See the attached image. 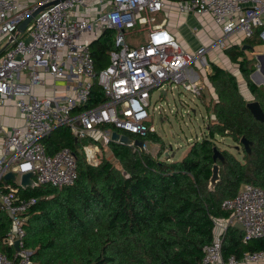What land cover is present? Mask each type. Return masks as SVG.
I'll use <instances>...</instances> for the list:
<instances>
[{"label":"built area","instance_id":"obj_1","mask_svg":"<svg viewBox=\"0 0 264 264\" xmlns=\"http://www.w3.org/2000/svg\"><path fill=\"white\" fill-rule=\"evenodd\" d=\"M164 4L165 0H0V38L6 39L0 54V110L11 101L23 117L22 125L4 129L2 138L0 208L11 219L7 242L18 240L19 249L13 258L0 251V264H30L31 251L23 247V224L36 201L35 197H21L19 186L3 184L6 172L19 178L31 171L34 184H72L76 178L73 152L62 147L49 154L43 144L56 126H69L76 139L92 137L95 141L83 144L82 150L87 162L96 165L98 142L107 145L113 130L142 137L153 131L148 107L155 87L169 84L171 88L174 83L198 96L201 86L190 79L188 67L206 62L205 53L222 48L233 32L250 37L264 14L263 0H177L179 10L210 14L221 29L210 44L189 51L166 26L154 24V15ZM34 11L18 32V25ZM136 25L144 32L143 41L131 45L125 34ZM107 28L114 30V47L107 65L96 72L90 41ZM87 33L93 37L83 39ZM260 37L264 42V29ZM46 76L53 79V85L70 77L75 84L63 94H39L36 88L46 83ZM94 82L106 99L88 107ZM221 207L229 216L215 222L213 239L202 246V261H264V249L225 258L221 250L228 225L240 224L243 240L264 237V188L243 183L234 196L222 200Z\"/></svg>","mask_w":264,"mask_h":264},{"label":"trees","instance_id":"obj_2","mask_svg":"<svg viewBox=\"0 0 264 264\" xmlns=\"http://www.w3.org/2000/svg\"><path fill=\"white\" fill-rule=\"evenodd\" d=\"M113 40L114 30L107 28L90 41L96 72L107 65ZM245 62L239 61V71L258 97L248 78L252 68H245ZM210 67L206 76L215 96L210 103L201 91L198 97L213 117L207 119L205 136L190 143L178 160L159 158L164 143L154 130L142 139L161 142L155 155L117 141L98 142L100 150L107 146L117 164L104 157L89 164L82 145L95 140L76 139L67 125L56 126L43 139L49 154L70 148L76 178L60 187L50 183L18 187L21 197L36 199L23 224V247L31 251L30 264H207L202 261V246L213 239L215 222L230 213L221 207L222 200L234 196L243 183L264 188V121L255 119L246 107L235 75L215 63ZM105 99L94 82L86 106ZM216 136L240 144L242 159L219 149ZM242 136L251 141L249 153L240 143ZM213 147L223 154V164L213 159ZM215 162L219 179L210 188ZM10 226L8 213L0 208V251L13 258L15 247L7 242ZM257 249H264V237L243 240L242 230L226 227L224 258Z\"/></svg>","mask_w":264,"mask_h":264},{"label":"crops","instance_id":"obj_3","mask_svg":"<svg viewBox=\"0 0 264 264\" xmlns=\"http://www.w3.org/2000/svg\"><path fill=\"white\" fill-rule=\"evenodd\" d=\"M176 1L177 0H165L163 10L157 12L164 13V17L159 21H156L154 18L153 21L156 25L163 24L166 26V28L175 35L185 49L194 51L200 45H208L220 36V26L213 21L210 14H198L192 11H181L176 7ZM261 22V25L253 28L252 35L250 37L244 36L241 32H233L229 34L226 38L225 45L222 48L216 47L205 53V60L207 61L209 67L210 63H215L216 65L233 73L236 77L239 90L243 97L247 101L257 100L260 106L262 105L264 108V42L260 37L261 31L264 29V14L261 15ZM89 37H93V33L85 34L83 39H89ZM0 44V49L6 45V39L4 37L0 38ZM242 59L246 60L244 65L245 68H252L248 78L257 88L259 93L258 97H255V94H252L249 90L246 80L239 71V61ZM187 71L190 79L198 81L201 87L205 86L209 92L208 95L211 94V96H215L213 88L206 76L207 70H198L199 75L197 72L193 71L192 67H189ZM54 84L55 85H53V79L46 76V83L43 86H38L36 91L39 94H63L66 88L74 86L75 83L70 77L68 80H56L54 81ZM209 117H213L211 112L208 113V118ZM22 123L23 117L12 105L11 101H8L6 105L1 107L0 155L2 154V138L5 134L4 129L7 130L12 126L22 125ZM12 182L11 180L10 182H6L5 179L3 180V184H13ZM238 264H264V261L253 263L239 262Z\"/></svg>","mask_w":264,"mask_h":264},{"label":"rangeland","instance_id":"obj_4","mask_svg":"<svg viewBox=\"0 0 264 264\" xmlns=\"http://www.w3.org/2000/svg\"><path fill=\"white\" fill-rule=\"evenodd\" d=\"M163 17L164 13L162 12L154 15L156 21H159ZM143 35L144 32L136 25L126 30L125 37L129 44L136 45L142 42ZM106 63L107 59L103 61V64ZM189 67H192L193 71L197 72L198 75L199 71H203V69L207 70V73L211 70L207 61L204 62L202 60L201 62H194ZM201 89L200 91L201 94H203L204 101L210 103V98L213 96H211V94L208 95L209 92L205 86L201 87ZM162 90L166 91L165 94L162 93ZM245 101L247 100L245 99ZM148 109L150 113L148 123L153 125V130L164 143V150L159 156L160 159H180L189 148L190 143L195 139H200L205 136L208 113L205 110L203 102L198 96L185 90L181 85H174V83H172L171 88L169 84H164L163 87H155L151 93ZM106 128L113 129L111 126H107ZM117 130L133 138L142 139L145 137L120 129ZM144 141H147V139H144ZM215 143L219 149H227L235 155V157L242 159L243 151L241 147L236 149L234 145L237 142L235 143L230 137L216 136ZM160 147V141L151 143L149 151L151 154L155 155L160 150ZM105 149L106 151L100 150V153H97L96 156L98 161L100 157H104L117 164L107 146H105ZM78 150L80 149L78 148ZM17 180L18 177L15 179L14 183H17Z\"/></svg>","mask_w":264,"mask_h":264},{"label":"water","instance_id":"obj_5","mask_svg":"<svg viewBox=\"0 0 264 264\" xmlns=\"http://www.w3.org/2000/svg\"><path fill=\"white\" fill-rule=\"evenodd\" d=\"M36 13V11H34L32 14H30L28 17L24 18L22 20V22L18 25V32H22L24 27L26 26V24L28 23V21L32 18V16ZM6 45H4V47H2L0 49V54L3 52L4 48ZM162 93L165 94V91L163 90ZM246 107L249 109L250 113L252 114V116L259 120V121H264V111L262 110L259 102L257 100H249L246 102ZM111 140L112 141H117L119 143L122 144H127V145H133L135 147H137L140 150H149L150 149V141H144L142 139H138V138H133L125 133H119L116 130H113L110 134ZM240 143L242 144V146L244 147V149L249 153L250 152V144L251 141L246 139L244 136H242L240 138ZM234 147L236 149H239L240 144H235ZM212 157L214 160H216V158H218L220 160V162L223 164L224 163V156L221 153V151L219 149H217L216 147H213V154ZM211 175L209 177V187L212 188L215 183L217 182V180L219 179V165L215 162L212 165L211 168ZM33 173L31 171L29 172H24L19 176V180L17 182V185L19 187L22 188H26L28 186H33L34 182H33ZM4 179H9L11 181H15L16 176L15 174H13L11 171H8L4 174L3 176ZM235 227L239 228L240 230H242V226L238 223L234 224ZM14 247L16 250L19 249L18 246V240H15L14 242Z\"/></svg>","mask_w":264,"mask_h":264}]
</instances>
